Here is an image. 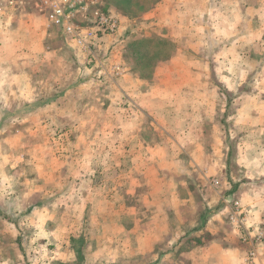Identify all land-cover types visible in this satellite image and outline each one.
I'll return each mask as SVG.
<instances>
[{"label": "rangeland", "instance_id": "rangeland-1", "mask_svg": "<svg viewBox=\"0 0 264 264\" xmlns=\"http://www.w3.org/2000/svg\"><path fill=\"white\" fill-rule=\"evenodd\" d=\"M84 1L87 9L71 19H60L53 17L45 5L35 0H15L13 4L0 0V47H3L0 49V111L4 108H27L25 106L31 97L25 94L30 93V78L41 83L42 94L48 95L68 85V81L79 70L81 77H99L98 80L105 89L111 78L102 67L106 62L120 61L143 80L153 79L157 74L158 78L164 79L160 80L161 83L168 85L169 81H174L170 85L175 90L171 94L172 99L168 98L169 95L166 97L161 89L158 90V105L161 104L165 112L174 110L173 115L158 118L173 129L196 123L198 127L202 126L207 130L205 127H208L209 122L213 125V139L217 140L219 147L212 151L214 150V156L216 153L218 159L222 156L223 164L226 160L228 174L234 177L229 178L231 182L227 181L228 189L231 191L236 183L242 188L239 197L241 204L239 201H232L234 195L228 197L229 207H226L227 211L223 215L221 229L216 225L205 232L202 229L194 231L196 229L178 227V219L174 220L173 216L175 213H166V226H170L150 228L147 246L164 254L161 264H177V254L169 259L166 254L176 252L178 246H181L178 249L180 254L190 247L203 249L204 241L208 245L210 240L214 241L222 235L230 238L229 246L232 247L233 241L238 243L242 264H262L259 262L260 258L258 260V249L264 246V36L260 43L254 42L259 47L252 46L250 37H245L243 41L244 36H235L236 31L230 39L225 40L230 47L227 57L230 61L228 76H234L231 73L233 71H237L240 76L248 73L253 76L254 64L260 63V85L251 81L244 82L243 85H221L217 79L209 84L204 82L203 77L199 79V75L197 83L193 84L194 77L188 74L189 66L176 64L177 66L169 68L162 67L169 64L181 49L184 61L191 62L196 55L197 69L200 72L198 74L205 73V63L210 62L206 60L211 46L207 44L208 40H214V51L224 45L217 36L210 35V28L204 20L207 18L205 11L208 0H194L191 4H188V0ZM96 14L111 19L115 24L114 31L99 29L95 21ZM68 25L76 27L78 35H69L66 32ZM176 26L182 28L177 29L179 33L173 31ZM193 28H200L196 37H191ZM235 37L238 41L241 38V41H232ZM195 42H199L198 46ZM72 45L76 51L87 54L85 59L94 70L89 67L88 72L86 68H76ZM194 46L198 51L195 54L192 50ZM35 47L38 58L43 61L47 56L51 66L35 69L29 63V58L23 56ZM16 54L19 55L15 63H10L9 57ZM216 54H219L218 51ZM215 65H218V61L214 62L213 66ZM218 70L220 69L217 68ZM116 71L119 70L116 69L114 73L119 78ZM166 78L170 80L167 81ZM54 79H59L61 85L53 84ZM44 80H48L50 85L44 86ZM16 83H21L22 94L19 99L13 94ZM189 84L198 93L196 100L187 99L184 94L183 88ZM226 91L233 98L227 96ZM92 93V87L85 92ZM177 96L179 97L176 98ZM100 100L94 102L98 103ZM121 100L118 101V109L128 110L129 102L124 97ZM194 108L196 115L189 112ZM208 109H213L212 117L206 116ZM18 116L11 117V124L5 127L2 122L4 117H0V127H3L0 128V264H154L156 261L151 257L143 260L112 258L117 251L125 253L129 250L130 253L137 245L135 250H139L142 242V234L139 232L145 229H136L138 235L133 239L137 242L135 245L128 243V232L135 229L102 227L97 221L89 222L87 226H84L82 220L76 222V219L82 217L91 218L88 211L84 214L61 212L59 206L49 212L35 209L36 205L28 201L32 197L31 201L34 203L38 197L36 195L40 194L31 192L28 187L32 183L30 173L35 170L34 158L52 156L60 164L69 156L75 157L77 134L68 128L53 127L30 132L28 117ZM24 120L25 123L22 122ZM19 121L21 123L18 124ZM195 178L176 179L168 176L166 180L170 187L180 183V194L191 191L188 204L192 209L180 216L182 224L202 219V196L200 192L194 191L209 184ZM210 184L211 187L216 186L214 180ZM74 198L70 201H74ZM62 199L64 198L58 195L56 201L59 203ZM129 202L130 205L135 204V200ZM124 214L126 213H120L119 219L122 221L126 219ZM65 215L74 222L65 221ZM106 215L118 216L113 212H107ZM132 217L138 218L135 214ZM171 236L181 237V244L168 243ZM156 239H159V244H155ZM98 250L101 256L96 255Z\"/></svg>", "mask_w": 264, "mask_h": 264}, {"label": "crops", "instance_id": "crops-1", "mask_svg": "<svg viewBox=\"0 0 264 264\" xmlns=\"http://www.w3.org/2000/svg\"><path fill=\"white\" fill-rule=\"evenodd\" d=\"M194 2V0H188V4ZM205 14L207 18L204 20L210 28V35L217 36L224 44L220 49L215 48L214 51L212 46L214 40L211 38L208 40L207 44L211 46L206 60L210 62L204 65L205 73L198 74L200 72L197 69L196 55L191 59L193 61L189 62V60L186 63L181 49L176 57L162 68L177 66L176 64L189 66L188 74L194 77L193 84L197 83L198 75L199 79L203 77L204 82L209 84L216 79L221 85H243L244 82L249 81L253 84L257 83L260 80V63L254 64L253 76H249V73L246 74L247 76H240L237 75V71L231 72L234 76H228L230 61L227 57L230 47L225 40L230 39L236 31L235 36H244L243 41L245 37H250L252 46H260L254 42L260 43L261 37L264 36V0H208ZM178 28L182 30L180 26H176L173 31L179 33ZM192 30L194 31L190 33L191 37L198 36L200 28ZM237 37L232 41L240 42L241 38L238 41ZM198 43L195 42V45L198 46ZM72 46L75 50L73 56L76 68H86L90 72L88 70L90 64L85 59L87 54L83 55L76 51L74 45ZM196 46L192 49L194 54L198 52ZM217 51L219 54H216ZM27 53L23 56L29 58V63L33 64L35 69L52 65L47 56L43 61L38 58L36 47ZM18 55L10 56V63H15ZM215 61H218L217 66H213ZM102 67L111 76L108 87L105 89L102 88L99 77L92 75L81 77L79 70L74 78L68 81V85L48 95L42 94L41 83L30 78L28 81L30 93L25 96H30L32 101L30 100L25 106L27 108H14V110L4 108L0 111V117H4L3 127L11 124L9 123L11 117L19 115L28 117L27 124L30 132L53 127L68 128L77 134L74 146L77 152L75 157L69 156L60 164L52 156L34 158L35 170L30 173L32 183L28 187L31 192H40V194L36 195L38 197L34 203L31 201L32 197L28 201L36 205V210L49 212L59 206L61 212L84 214L88 211L91 218L82 217V219H76V222L82 220L85 223L84 226H87L89 222L97 221L102 227L135 229L128 232V243L135 245L137 242L133 239L138 235L136 229H145L139 232L142 234L139 250H135L137 245L134 250H130V253L129 250L125 253L117 251L112 258L143 260L151 257L156 261L154 264H161L164 254L147 246L150 241L148 237L150 228L165 227L167 225L165 215L171 212L175 213L174 220L178 219L179 224H176L178 227L196 229L194 231L202 229L205 232L218 225L217 228L221 229L223 215L227 211L226 207H229L228 197L234 195L232 201L238 202L242 188H239L236 183L231 191L228 189L227 181L231 182L229 178L234 177L228 174L226 160L223 164L222 156L220 159L217 158L216 153L214 156L212 149L219 146L217 140L213 139V125L210 122L208 127H205L207 130H204L202 126L198 127L196 123H190L187 127L180 125L177 129H173L158 118L173 115L174 110L165 112L161 104L158 105V90L161 89L166 97L169 95L168 98L172 99L171 94L175 90L170 85L174 81L170 82V79L166 78L169 81L168 85L161 83L160 80L164 79L160 77L159 79L157 74L153 79L143 80L136 73L128 70V65L120 61L106 62ZM217 68L220 70L217 71ZM90 69L94 70L91 67ZM116 69L119 70L116 71V74L120 75L119 78L114 74ZM48 80H44V86L50 85ZM54 80L53 84L61 85L59 79ZM179 83L177 80V84ZM258 84L260 85L259 82ZM20 86L21 83L18 85L16 83V91L13 93L18 99L22 94ZM89 87H92L94 93L85 94ZM236 90L238 91L237 87ZM183 91L187 99L198 98V93L191 88L190 84L184 87ZM226 94L233 98L229 91H226ZM234 94L237 96V93ZM123 97L129 102V109L121 111L117 104ZM98 99H101L98 103L94 102ZM86 100L88 102L84 103ZM189 112L197 114L195 108ZM206 116L212 117L213 109H208ZM209 121H211L210 118ZM22 122L25 123V120ZM221 147L222 144H220ZM168 176H174L176 179L196 177L197 181L208 182L209 186L205 184L203 189L197 188V191H194L200 192L202 196V219L199 218L189 224L181 223L180 216L192 209L190 203L188 204L191 191H187L184 195L180 194L182 192L178 189L180 183L170 187V183L166 181ZM212 180L216 183L215 187L210 186ZM58 195L64 198L59 203L56 201ZM73 197H75L74 201L71 202ZM132 200H135V204L130 205L129 201ZM107 212H113L118 216L106 215ZM120 213H126L123 215L126 217L124 221L119 219ZM134 214L138 218L132 217ZM65 217V221L74 222L69 216L65 215ZM68 225L72 226L73 223ZM180 238L171 236L167 242L180 245ZM102 240L104 243V239ZM159 242V239L155 240V244ZM229 244L230 238L221 235L214 241L210 240L208 245L204 241L203 249L190 247L180 254L178 249L181 246H178L176 252L166 254V258L169 259L177 254L176 260L179 259L177 264H242L238 243L233 241L232 247ZM258 252V260L260 258L259 262L264 264V246L259 248ZM96 255L101 256L99 250Z\"/></svg>", "mask_w": 264, "mask_h": 264}, {"label": "built area", "instance_id": "built-area-1", "mask_svg": "<svg viewBox=\"0 0 264 264\" xmlns=\"http://www.w3.org/2000/svg\"><path fill=\"white\" fill-rule=\"evenodd\" d=\"M8 2L9 4H13L15 0H3ZM42 5H45L47 9H49L52 13L53 17L60 19H71L74 15L83 12L87 9V5L84 0H35ZM96 24L99 26L101 30L114 31L115 24L111 19L100 16L96 14ZM66 32L69 35H78L76 33V27L73 25H68L66 27Z\"/></svg>", "mask_w": 264, "mask_h": 264}]
</instances>
